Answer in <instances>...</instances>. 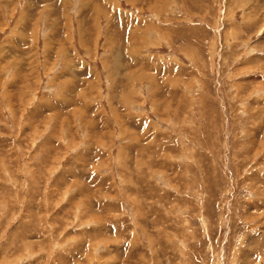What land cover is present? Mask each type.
<instances>
[{"label": "rangeland", "instance_id": "374dc122", "mask_svg": "<svg viewBox=\"0 0 264 264\" xmlns=\"http://www.w3.org/2000/svg\"><path fill=\"white\" fill-rule=\"evenodd\" d=\"M0 264H264V0H0Z\"/></svg>", "mask_w": 264, "mask_h": 264}]
</instances>
